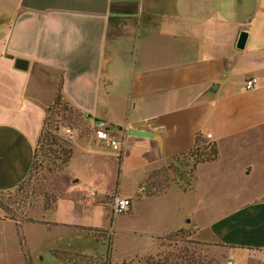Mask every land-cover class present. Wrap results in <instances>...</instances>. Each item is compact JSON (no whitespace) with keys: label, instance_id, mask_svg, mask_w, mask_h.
<instances>
[{"label":"crops","instance_id":"1","mask_svg":"<svg viewBox=\"0 0 264 264\" xmlns=\"http://www.w3.org/2000/svg\"><path fill=\"white\" fill-rule=\"evenodd\" d=\"M59 92L92 133L73 139L40 220L0 208V264H59L52 251L101 259L109 241L111 264H124L159 255L180 231L230 264H264V0H0V193L31 175ZM198 136L216 157L188 183L145 192ZM114 196L126 212H113Z\"/></svg>","mask_w":264,"mask_h":264},{"label":"rangeland","instance_id":"2","mask_svg":"<svg viewBox=\"0 0 264 264\" xmlns=\"http://www.w3.org/2000/svg\"><path fill=\"white\" fill-rule=\"evenodd\" d=\"M48 123L46 132L56 136L60 141L59 144L65 149L71 147L74 138L83 139L92 133L89 120L78 112L65 108L64 105L50 111ZM66 129H70L71 134L65 133ZM48 148L40 149L39 147L37 161L26 181L19 187L0 194V202L10 211L6 216L8 219L21 223L40 220L44 216V211L53 208L56 197L54 186L57 183L55 179L62 170L64 156L60 153L61 147ZM168 165L172 167V170L167 168ZM168 165L151 174L145 185V192L162 191L166 185L179 179L187 182L190 180L194 167V161L190 156L170 161ZM35 233L37 232L34 231ZM95 237L108 239L106 233L98 231L95 232ZM162 245L163 250L159 256L157 255L158 257L131 259L126 264H227L228 261V257H225L227 254L222 248L202 245L190 237L189 232L181 231L171 235L170 240L163 241ZM64 253L65 255L77 254ZM104 259L96 258V264L102 263ZM26 262V264L32 263L29 256L26 257Z\"/></svg>","mask_w":264,"mask_h":264},{"label":"trees","instance_id":"3","mask_svg":"<svg viewBox=\"0 0 264 264\" xmlns=\"http://www.w3.org/2000/svg\"><path fill=\"white\" fill-rule=\"evenodd\" d=\"M62 105H64L65 108L72 109L65 102V100L63 99L61 93L59 92V94L57 95V97L55 99V102L47 110V114H46V117H45V120H44V123H43V127H42V130H41L39 139L37 141V146H36V150H35V160H34L33 168H34L35 163L37 161L39 147H40V149H45V147L48 148L50 146H58L59 148L61 147L60 153L64 156V159H63L64 161H63V167L62 168H64L68 164V162H69V160H70V158L72 156V144H71L70 148L65 149L63 146H61V144H59L60 141L58 140V138L56 136L52 135L50 132H46V128L49 125V123H48V115H49L50 111L53 108L59 107V106H62ZM73 111H75V110H73ZM79 114H81V113H79ZM81 115H83V114H81ZM83 117H85L88 120L87 115H83ZM200 142H201V138L198 136V138H197V146H196L195 150H193L189 154L195 160L194 167H195L196 163H198V162L213 160L216 157V150H215L213 145H204L202 148H200ZM207 147H209L208 151H207ZM47 150H49V148ZM0 208L5 213V216H7V214L10 213L9 209L1 202H0ZM10 220H13V219H10ZM13 221H15V220H13ZM15 222H19V221H15ZM31 222H33V221H31ZM98 232L106 233V231H103V230H99ZM168 238L170 239V236ZM111 252H112V246H111V241H109L108 247H107V255H106L104 261L102 263H100V264H111V259H110ZM52 254L57 258L59 264H96V262H97L95 260L96 258L94 259L93 257H89V256L81 255V254H71V255L68 254V255H65L64 252H60V251H52ZM124 264H126V263H124Z\"/></svg>","mask_w":264,"mask_h":264},{"label":"built area","instance_id":"4","mask_svg":"<svg viewBox=\"0 0 264 264\" xmlns=\"http://www.w3.org/2000/svg\"><path fill=\"white\" fill-rule=\"evenodd\" d=\"M246 88L250 89L253 88L256 84V80L255 79H249L246 81ZM65 133L67 134H71V130L70 129H66ZM95 137L103 144H105L106 146L115 149V150H120L121 149V145L114 139L112 138L105 130H97L95 132ZM207 138H210V136L208 135ZM95 194V192L92 189L88 190V195L93 196ZM113 212L115 214H119V213H124L129 209L130 203L127 200L124 199H120L118 196H114L112 199V203H111ZM228 264H230V261L228 260Z\"/></svg>","mask_w":264,"mask_h":264},{"label":"water","instance_id":"5","mask_svg":"<svg viewBox=\"0 0 264 264\" xmlns=\"http://www.w3.org/2000/svg\"><path fill=\"white\" fill-rule=\"evenodd\" d=\"M246 37H247L246 33L242 32L240 34L239 40H238V43H237V47L238 48H241L242 49L244 47ZM15 64H16V67L17 68H20V69H24L25 70L27 68V64L28 63L26 61H24V60L17 59L15 61ZM131 134L132 135H137V136H148V135H146L144 133H139V132H136V131H132Z\"/></svg>","mask_w":264,"mask_h":264}]
</instances>
